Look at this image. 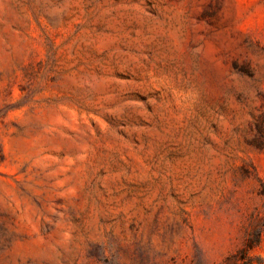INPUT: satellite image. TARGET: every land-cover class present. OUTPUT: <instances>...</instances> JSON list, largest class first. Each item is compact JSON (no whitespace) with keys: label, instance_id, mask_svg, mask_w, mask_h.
I'll return each mask as SVG.
<instances>
[{"label":"rangeland","instance_id":"1","mask_svg":"<svg viewBox=\"0 0 264 264\" xmlns=\"http://www.w3.org/2000/svg\"><path fill=\"white\" fill-rule=\"evenodd\" d=\"M248 240L264 260V0H0V264Z\"/></svg>","mask_w":264,"mask_h":264},{"label":"trees","instance_id":"2","mask_svg":"<svg viewBox=\"0 0 264 264\" xmlns=\"http://www.w3.org/2000/svg\"><path fill=\"white\" fill-rule=\"evenodd\" d=\"M260 241V237H259ZM246 247L240 251V256L239 258H235L234 264L236 262L241 261V264H264V260L262 259H255L249 255V251L252 248V245L250 244V241L248 240L246 243ZM233 256H230L232 258ZM234 258V257H233ZM257 260V261H256ZM261 260V261H260Z\"/></svg>","mask_w":264,"mask_h":264}]
</instances>
